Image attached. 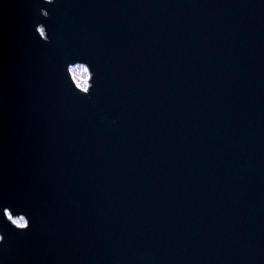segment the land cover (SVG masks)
I'll return each mask as SVG.
<instances>
[{
  "label": "water",
  "instance_id": "water-1",
  "mask_svg": "<svg viewBox=\"0 0 264 264\" xmlns=\"http://www.w3.org/2000/svg\"><path fill=\"white\" fill-rule=\"evenodd\" d=\"M0 202V264H264V0H0Z\"/></svg>",
  "mask_w": 264,
  "mask_h": 264
},
{
  "label": "snow or ice",
  "instance_id": "snow-or-ice-1",
  "mask_svg": "<svg viewBox=\"0 0 264 264\" xmlns=\"http://www.w3.org/2000/svg\"><path fill=\"white\" fill-rule=\"evenodd\" d=\"M55 2L56 0H44V3L50 5L54 4ZM43 16L47 19H51V14L49 12L45 11ZM39 25L40 26H36L35 32L45 43H51L45 26L43 24ZM66 71L71 74L72 82L75 85L76 90H78L88 99H91V91L95 86L94 84H92L90 87L88 86V75L91 74V78L93 80L95 78V73L92 70L91 65L88 62L69 63L66 67ZM82 76L84 79H81ZM0 220L9 222L15 229L20 230L22 233L27 232L31 228V220L26 210L20 209L16 205L0 202ZM4 239V235L0 234V244H3Z\"/></svg>",
  "mask_w": 264,
  "mask_h": 264
},
{
  "label": "rangeland",
  "instance_id": "rangeland-1",
  "mask_svg": "<svg viewBox=\"0 0 264 264\" xmlns=\"http://www.w3.org/2000/svg\"><path fill=\"white\" fill-rule=\"evenodd\" d=\"M81 79H84V77L82 76ZM87 80H88V78H87Z\"/></svg>",
  "mask_w": 264,
  "mask_h": 264
},
{
  "label": "bare ground",
  "instance_id": "bare-ground-1",
  "mask_svg": "<svg viewBox=\"0 0 264 264\" xmlns=\"http://www.w3.org/2000/svg\"><path fill=\"white\" fill-rule=\"evenodd\" d=\"M88 77H89V75H88ZM88 77H87V78H88Z\"/></svg>",
  "mask_w": 264,
  "mask_h": 264
},
{
  "label": "clouds",
  "instance_id": "clouds-1",
  "mask_svg": "<svg viewBox=\"0 0 264 264\" xmlns=\"http://www.w3.org/2000/svg\"><path fill=\"white\" fill-rule=\"evenodd\" d=\"M43 8V7H42Z\"/></svg>",
  "mask_w": 264,
  "mask_h": 264
}]
</instances>
